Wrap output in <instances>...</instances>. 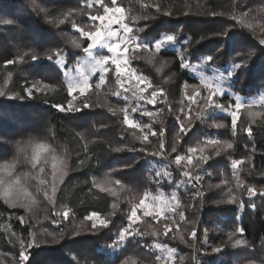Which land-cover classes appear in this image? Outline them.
Segmentation results:
<instances>
[{
    "label": "trees",
    "instance_id": "1",
    "mask_svg": "<svg viewBox=\"0 0 264 264\" xmlns=\"http://www.w3.org/2000/svg\"><path fill=\"white\" fill-rule=\"evenodd\" d=\"M153 1L160 3L162 8H172L177 14L164 16L157 13L153 6L154 3H150V0H127L126 4L130 9L128 12L135 11V16L140 17L133 27H146L145 32L137 33L136 29L134 32L139 40L144 38L145 42L153 40L157 34L156 38L161 37V33L175 35L177 44H180L181 54H178L175 48H166L157 53L150 63L147 57L150 52L155 51L154 42L149 45V51L143 49L130 52L134 59V68L140 78H144L141 79L142 89L146 95L151 98V93L155 89L162 93L157 97L164 98V102L157 104V108L154 109V112H158L152 120L141 117V123L149 125V128L142 129L143 132L137 131L136 136L132 134L133 131L128 129L122 119L112 115L108 106L89 108L87 112L76 113L61 112L52 107L53 104H61L66 109L68 108L66 101L72 99V96H68L64 73L85 54L83 49L77 52L69 45L71 34L81 35L72 27L73 22L78 29L84 28L86 31L84 26L95 25V21H92L89 15H80L77 12L83 10L85 13L99 16L102 6L94 4L91 8H87L89 0H35V3L44 9L42 12H37L33 8V0H0V25H5L6 30L13 28L6 32L16 37V40L10 43L5 35H0V85L4 86L5 81L8 80V72H11L15 93L25 95L24 89L31 87L33 81L21 74V62L5 64V61L13 58L18 60L24 49H27L30 54L34 52L39 57L37 61L30 59L37 80L56 87L55 91L47 89L43 92L34 91L31 98L22 99V104L10 105L12 107L6 111L1 110L0 116L4 118L10 115L17 121L21 119L22 122L19 121V123H23V119L27 122L28 114L44 120V126L52 131L53 138L64 146L71 158L68 175L56 193V205L66 210L70 209L71 216L78 222H89L85 220V217L93 212L97 213L98 218L110 221L107 228L97 225L98 230H90V235L76 237L69 243L61 245L58 250L56 248L54 252L56 251L60 257L58 256L57 259L55 256L51 264L55 259L58 264H63L59 258L64 257L68 252L77 251V248L79 252L75 253L78 255L83 253L87 260H84L86 264H91V262L92 264H120L121 259L128 256L136 259L137 264H140L141 260L143 264H158L156 259L158 251L139 247L137 241L149 245L155 242L175 248L179 257H185L184 264H195L193 256H196L200 264H247L253 252L257 261L264 258V199L258 195L251 198L257 205L253 213L249 207L250 198L245 189L238 188L236 183V175H239L246 183L258 186L264 184V177L258 174L264 171V125L260 124L259 118L253 124L247 108L237 111L238 120L235 130L232 128L230 117L221 111L215 115L209 110L210 116L204 121L197 120L195 119L198 110L197 102L185 101L182 98L186 90L185 84L196 85L203 92L199 78L192 75L189 69L182 67V64L187 63L190 68L204 64L202 66L205 75H210V77L215 75L226 80L227 69L234 60L237 62L248 60L249 64L247 68L240 69L227 84L231 92L250 101L264 96V82H262L264 76L252 74L253 69L264 63V45L259 43V37L264 36V33L257 28L256 35H254L251 30L230 19L227 10L231 0ZM237 2L239 12H245L252 7V5L242 4L240 0ZM186 3L190 5L192 12L217 11L226 12V14L224 16L180 15L179 12L184 10ZM69 10L73 12V16L63 24H59L61 14ZM143 15L150 16V18L145 20ZM9 20L12 21L10 27L3 22ZM50 20L54 22L49 23ZM233 25L236 26L232 27ZM225 29L229 31L225 37H221L220 34ZM155 30H158L156 34L153 32ZM202 37L205 38L201 39ZM196 41L200 42L196 43ZM89 43L91 41L85 39L83 48ZM58 51L63 53L62 57H59L61 63L65 62L63 67L57 63L56 52ZM237 52L239 55L236 54ZM49 55L53 56L52 60L47 58ZM208 55H214V61L206 62L204 57ZM165 60L170 62L165 64ZM158 69L163 74H160ZM113 76L114 73L111 77L108 76L109 83L103 89H99L100 92L97 88L95 89L94 85L87 93L91 95L88 102L103 105L107 100L109 105L120 109H123L122 106L129 105V111H131L130 105L137 104L136 99L132 100V104L124 105L119 103L115 96L110 97L109 89L116 90L113 84L117 77ZM146 84L151 86L146 88ZM108 85L109 89H107ZM95 95L99 96L98 101L94 98ZM181 100L185 105H191L192 111L189 115L192 117L190 121L192 130L187 136L181 133L183 139L177 142L175 138V130L178 129L176 115H182V118L187 120V117H183V114L179 112V109L183 107ZM139 102L141 107L145 106L144 101ZM220 103L229 106L233 102L230 95L224 94ZM27 105L31 112L24 110L23 107ZM251 111L264 112V103L253 105ZM84 120H88L90 124L86 128L93 131L91 128L93 126L98 128L99 132L101 131V136L96 137L92 144H88L76 129L75 124L84 122ZM215 123H222L224 127L216 128L213 126ZM249 125L253 129L251 137L244 131ZM185 127H188L187 123ZM161 128L164 129L163 137L159 135ZM152 132L156 135H152ZM110 133H113L112 138L107 136ZM142 135H147L148 139L143 140ZM24 136L29 137L30 135ZM215 136L221 143L208 146L204 150L203 155L210 156L208 162L202 164L200 168H194L199 155L194 159L193 165L187 166L193 170V175L201 176L200 182L193 181L196 184L195 188L188 183L180 185L181 181H187L189 178L184 177L181 171L186 164L181 161V165L177 166L174 163L176 155H187L190 147H198L201 144L210 145L206 140L213 139ZM161 140L164 143L163 149L159 147ZM224 141L232 143V148L224 147ZM173 143L176 144L177 153L171 152ZM116 146L123 148L119 152L113 151L112 149ZM129 148L135 150L129 151ZM217 151L220 152L219 156L215 155ZM151 152L162 154L154 156ZM248 156L252 157L251 164L246 159ZM233 159H240L244 162L234 169L231 165ZM81 161L85 162L82 164ZM250 169L252 170L251 175L249 174ZM165 171L171 173V179L163 175L156 176L157 172L163 174ZM103 175H106L110 181H121L122 191L120 185L114 183H110L107 187L117 192L120 190L118 196H112L109 191H102L95 186V180ZM229 187L233 189L231 194L228 193ZM145 191L150 192L152 197H159L161 193H164L174 210L166 211L165 218H161L154 211L145 215L146 210L138 208L137 219L132 223L131 228L139 229L140 232L148 233V235L141 237L137 234L134 238H127L122 248L116 251L109 249L112 252L111 256H114L112 258L97 252L91 255L92 250L107 248L118 238L120 231L128 227L133 206L139 204L141 199L147 200L143 195ZM174 192L176 200L172 199ZM197 192L202 195H196ZM230 195L238 197L236 203H227ZM240 200L244 201V208H240ZM113 203L118 205L116 209L112 208ZM176 203L180 204L179 208H175ZM180 211L184 213V221L179 220L177 213ZM0 213H3V216H0V227L7 222L11 229L23 238L30 234L31 227L24 226L16 219V216L24 214L23 211L8 207L0 199ZM109 213L114 214L109 215ZM169 217L177 223L173 224ZM165 224L170 228L167 235L164 234ZM240 227L244 228L243 236L237 231ZM193 229L196 231L195 239L190 238ZM153 231L157 233L156 236L151 235ZM233 232L235 235L232 240H229L228 234ZM205 234L207 244L203 242ZM180 236H184L188 243H182ZM237 239L247 240L252 248L234 245ZM193 244L195 248L190 246ZM68 246L71 249L67 248ZM216 246L222 248L220 253L212 252V248ZM32 252V260L29 264H43L39 257L40 250L34 249ZM173 260L175 261L173 264H180L179 258Z\"/></svg>",
    "mask_w": 264,
    "mask_h": 264
},
{
    "label": "snow or ice",
    "instance_id": "2",
    "mask_svg": "<svg viewBox=\"0 0 264 264\" xmlns=\"http://www.w3.org/2000/svg\"><path fill=\"white\" fill-rule=\"evenodd\" d=\"M93 3H97L100 4L103 8V14L97 16V15H92L91 13H85L83 10H78L77 14L80 15H84L87 14L89 15L90 19L92 21H96L97 19H99L101 22L107 20L108 23L107 24H102V27L105 29V31L102 33L101 31V26H88V30H84V28H77V25L73 22L72 27L74 29H76L77 31L80 32V34L84 37H86L89 41H91V43H89L88 45H91V47H89L87 45V47L83 48V51L85 53L88 54L89 57H92V59L94 60V64L90 65V71L92 73H95L97 71H99L101 73L100 77H99V83L95 84V88L99 89L100 86L102 84L105 83V73H107L109 71L108 68L105 67L106 64H108L109 59H111V63L114 64L115 67V72H116V77L117 83H120V77L122 74V68H121V61H127L129 59V57H125L123 55V53H121L120 56H116L115 54L118 52V50L121 49V45H124L123 48V52H128V44L130 41H135L136 40V36L135 35H128L129 33L133 32V28L129 27L127 24H123L121 23V28L123 29V35L120 36L119 40L116 43H103L101 44V40L104 39V36L106 35L107 37L110 38H116L118 33L116 31H114L110 25L113 22L116 23H120V21L122 20V16H117V14H120L123 12V9L121 7H113L116 5L117 0H111V5L105 3V0H93ZM153 6L156 9L157 13H160L164 16H174L177 13L172 9V8H162L160 3H154ZM92 4L89 3L87 5V8H91ZM238 7L239 4L237 2V0H231V4L229 5V8L227 10V14L229 16L230 19L234 20L237 22V24H239L242 27H246L249 30H251L253 32L254 35H256V29L259 28L261 33H264V27H260V25L258 23L255 22L254 18L252 16H248L246 15L244 12H239L238 11ZM33 8L34 10H36L37 12H42L44 11L43 8H41L39 5H37L35 3V0H33ZM180 15H210V16H224L226 14V12H217V11H211V12H206V13H201V12H192L191 11V7L190 5H188L187 3L184 5V10H180L179 12ZM73 16V12L71 10L67 11L66 13H62L60 19L58 20L59 24H63L66 20H68L70 17ZM150 17L148 16H144L143 19L147 20ZM152 19H154L155 17H151ZM133 20H138L140 19V17H136L133 16L132 17ZM54 21H49V23H52ZM5 24L11 25L12 21H5ZM236 25H233L232 27H235ZM229 31V29H225L223 33L220 34L221 37H225L227 35V32ZM136 32H145V27L140 26L136 28ZM205 37H202L201 39H204ZM177 37L175 35H171V34H165L162 37L156 38L154 37L153 40L149 41V42H145L144 38L140 39V43L136 45V48L138 49H144L145 51H149V45L152 44L154 42V52H150L149 56L147 57V59L149 60V62L151 63L153 59H155V56L157 53H159L163 47V45L166 42H174L176 41ZM200 41H196V43H199ZM71 43L74 45V47L76 48H80L81 44L76 40V39H72ZM259 43L261 45H264V36L259 37ZM97 45H99L100 47L103 48H107L109 52L113 53V56L111 58L107 57V56H101L99 58L97 57H93L92 56V52L91 49H93L94 47H96ZM237 55H239V52L236 53ZM63 53L62 51H58L56 52V56L58 57L57 59V63L60 64L61 67H63V64L61 63V60L59 59V57H62ZM225 55H228V53H225ZM25 57H29L32 61H37L39 59V57L33 52V53H28V52H24L23 54H21L18 58V60L16 58H13L12 60H7L5 61V64H17L19 62H23ZM49 60L53 59L52 55H49L47 57ZM215 57L214 55H208L204 57V60L206 62L209 61H214ZM250 59V58H249ZM170 61L165 60L164 63L167 64ZM249 64L248 60H241L239 62L237 61H232L231 62V69L230 71L227 72V78L231 80V78L242 68H247ZM182 67L187 68L188 65L187 64H182ZM77 73L80 77V81L76 82L75 78H72V80H70L67 84V93L68 96H72L74 91L79 92L80 96H83L85 93V90L88 89L90 87L89 85V77L87 75L84 74V71L82 68L78 67L77 68ZM252 74L253 75H260V76H264V63H261L260 65H258L255 69L252 70ZM65 76L68 75L67 72L64 73ZM11 79V72H8V80ZM140 79H144L143 77H141ZM224 78H217V82L213 83L211 80L209 79H205L202 78L200 83L201 85L206 89L207 91V95H201L199 89L197 88L196 85H189V84H185L184 87L185 88H191L192 89V94L189 97L190 100H192V102H197L195 100L196 97L199 98V101L197 102V108L198 110L196 111V116L195 119L197 120H201L204 121L208 116L211 115V112H209V110H211L212 112H215L216 110H219L221 112L227 113L231 116V120H232V128L235 130L237 127V123H236V111H239L241 108H247L248 111V115L249 117L252 119V123L255 124L257 122V118L260 119V124L264 125V112H253L251 111L253 104L249 103L247 105H245L242 102V97L240 95H235V102H234V108L236 111L232 110V106L229 105L228 107H225L223 104H221L217 99H214V97H219L221 95L224 94V88L221 86V83L223 82ZM264 82V81H262ZM7 85V80L5 81V84L3 87H0V97H4L7 99H26V98H31L35 92H43L45 89L49 90V91H55L56 87L49 84V83H44V82H37V83H33L31 85V87H26L24 89L25 91V95H20L19 93H15V94H10L8 92L5 91V87ZM150 84H146L145 87H150ZM109 91L112 93V95L114 96H120L121 93L118 91H114L112 89H109ZM127 91V90H126ZM158 94H162L159 92V90H153L151 93V98L148 97H144L143 95H137L135 92L133 93L134 96H136L137 101L143 99L145 100L147 103L149 104H154L155 101V97H157ZM76 99V97H72V99H69L66 101L68 108L66 109L65 107H63L61 104H53L52 107L56 108L58 111L61 112H72V113H76V112H82L85 109H89V108H97V107H107L108 102L107 100L104 101L103 105L97 103V104H90L87 100L81 101L80 104L78 106H74L73 102ZM125 100H128L129 97L124 96ZM180 103L183 105V107H181L179 109V112L183 114V117H187V120H185L184 118H182V115L177 114L176 115V121L178 122V129L175 130V138L176 141L179 142L180 140L183 139V137L181 136V133H184L185 136L188 135V133L192 130V125L190 123V121L192 120V117L189 115V113L192 111L191 109V105H185L184 101L181 100ZM141 108V105L139 103H137L134 107H131V112H136L138 109ZM185 109H187V111H185ZM108 110L112 113L113 116H115L117 114V112H123L124 113V117H123V123L128 124L132 127L135 128H149V125L147 124H138V123H134L130 118H129V114H128V110L127 109H119V108H113V107H109ZM143 115H148V116H153L155 115V113L153 112H149L147 110H144L142 112ZM186 123L188 124V127H185ZM216 128H222L224 127V124L222 123H215L213 125ZM244 131L249 135V137H251L253 135V129L252 126L249 125L247 126ZM7 132L6 127L3 126V122L0 121V139H3L5 134ZM152 135H156L155 132L151 133ZM235 135V132L233 133ZM159 135L161 137L164 136V129L161 128L159 131ZM148 136L144 135L143 136V140H147ZM208 144L210 145H218L221 142L219 140H215V139H209L207 141ZM31 147L32 152L34 154V156L36 158H39V156L42 154V152H46L48 150V146L46 143L43 142H38L36 140H29L27 143H23V144H18L17 147L18 149L23 152L25 151L26 148ZM226 148H232V143L229 142H225V144L223 145ZM160 149L164 148V143L163 140L160 141V145H159ZM113 151L119 152L122 149L120 147L114 148L112 149ZM129 151H134L135 149L129 148ZM141 151H143V149H141ZM188 155H180L177 154L175 159H174V163L177 166L181 165V161H186V165L182 168V175L186 178H189L187 181H181L180 185H183L184 183H188L191 184L193 188L196 187V184L193 183V181L196 182H200L201 180V176L199 174L197 175H193V170L189 169L187 166L189 165H193V157L195 156V154L199 151L201 153V156L197 159L196 164L194 165V168H200L202 164H205L208 162V160L210 159V156L207 155H203L204 149L200 148V147H190L188 148ZM253 151H255L253 149ZM171 152L172 153H177V147L176 144L173 143L171 146ZM161 152H152L151 155H161ZM215 155L219 156L220 152L217 151L215 153ZM247 161L249 164H251L252 162V157L248 156L246 157ZM85 161H81V163L83 164ZM244 161L240 160V159H233L231 161V165L232 167L235 169L237 168V166H239L240 164H242ZM63 166L64 169H67V162L57 158L54 161L53 164V184L51 186V193H49V191L47 192V202L51 205H53V207H55L56 204V193L59 190V184L63 182V178L64 176L67 175V171H63L59 174V177L57 178L56 172L58 169V166ZM8 166H3V168H7ZM249 174H252V170H249ZM259 176L264 177V171H260ZM163 175L164 177H168L169 179H171V173L168 171L163 172V174H161L160 172L156 173V176H161ZM110 183H114L116 185H120V190H123V185L121 184V181L116 180V181H110L108 179H105L103 181H101L97 186L101 187V190H107L109 191L110 195L112 196H118V192L108 188L105 189L103 187V185H108ZM236 183L238 188H243L245 189L248 197L250 198L249 200V207L251 208V210L253 211V213H255V210L257 208V205L255 203L254 200H252L251 198L256 197L257 195L264 199V184L262 185H256V184H249L246 183V181L244 179H241L239 177V175H236ZM178 185V187L180 186ZM216 187H220V185H216ZM233 192V189L231 187L228 188V193L231 194ZM2 194L5 197V204H7L10 208L16 209V208H23L25 209L26 212L30 211L32 209V207L34 206L33 203L29 202L26 203L24 202V199H22L19 196H9L8 192L6 190H4L2 192ZM145 198H148L151 196L150 192L145 191L143 193ZM163 194H161L162 197ZM196 195L201 196L202 193L197 192ZM161 197H153L154 200H158L161 201ZM172 199L176 200V193H172ZM238 200V197L236 195H230L229 199L227 200V203L232 204V203H236ZM239 206L240 208H244L245 207V203L243 200L239 201ZM118 207L117 204L113 203L112 208L116 209ZM140 207H144L146 209L145 211V215H149L150 212L147 210L148 206L145 205V200L141 199L139 201V204L134 205L130 216H129V224L128 227H124L119 235L118 238L111 244L108 245L107 248H99L97 249V251L101 254H105L107 256H111L112 252L109 251V249H111L112 251H116L120 248H122L124 246L123 242H126L128 237H135L137 234L141 237L148 235V233L145 232H140L139 229H132L131 225L133 222H135V220L137 219V209ZM180 204L176 203L175 204V208H179ZM173 206L171 204H168L167 201H161L160 206L156 207L154 209L156 215H161L163 212L166 211H172ZM70 212L71 210L68 209L66 211H62V212H53V216H60L62 217V219L67 220L70 218ZM114 213H109V215H113ZM177 215L179 216V220L180 221H184L185 217H184V213L183 211H180L177 213ZM0 216H3V213H0ZM47 219V217H45ZM155 218V217H154ZM16 219L19 220L21 223H25L26 222V217L23 216H16ZM97 213L93 212L90 215L85 217V220H89L92 221L90 228L93 231L98 230L97 227ZM169 219L172 221L173 224H176L177 221L172 219L171 217H169ZM52 223L54 224H59L60 220H53ZM110 223V221L104 220V219H99V225L107 228L108 224ZM194 223V222H193ZM164 228L166 229V231L164 232L165 235H167V232L170 230L169 225L165 224ZM179 229H177L178 231ZM237 231L241 234V236H243L244 233V228L240 227L237 229ZM50 235L53 236V240L56 243H59V240L56 238V235L54 233H49ZM61 235H63V230H61ZM75 235L79 236L80 232L76 231ZM151 235L156 236L157 233L155 231H153L151 233ZM233 235H235V233H229L228 234V239L232 240ZM182 243H188V241L185 239L184 236H180L179 237ZM190 238L195 239L196 238V231L195 229L192 230L191 234H190ZM35 240V237L33 236L31 240H21L19 235H16V242H18L20 244V249H19V253L18 255H11L9 256V254L7 252H0V261H2L4 258H8L11 261V264H29V262L32 260V253L31 251H29L30 249H32L33 247H35L36 249H44L46 247H42L41 246V242L36 241L35 244L33 243V241ZM205 244H207V237L205 234V239L203 241ZM9 243H13V246H15V243L12 240H9ZM137 244L139 245V247H143V248H147L149 250L151 249H161L163 251H166L168 254V259L171 260L174 256L177 255V250L175 248H171L168 247L167 245H162L160 243H153L151 245L147 244V243H140V241H137ZM234 245H244L246 248L251 249L252 245H249L247 240L245 239H237L236 241H234ZM192 247L195 248V245H190ZM222 251V248L220 246H216L212 248V252L213 253H220ZM157 260L160 259V257H156ZM192 259L195 261V264H200V261L196 258V256H193ZM76 258L73 257V261H75ZM180 260V264H184V260L185 257L180 256L179 257ZM73 261L72 264H73ZM257 260L255 259V255L254 252L252 254H250V257L247 260V264H256ZM53 264H58V262L53 261ZM76 264H78V261H76ZM120 264H137V260L133 259L132 256H128L125 259H121ZM140 264H143V261H140Z\"/></svg>",
    "mask_w": 264,
    "mask_h": 264
},
{
    "label": "rangeland",
    "instance_id": "3",
    "mask_svg": "<svg viewBox=\"0 0 264 264\" xmlns=\"http://www.w3.org/2000/svg\"><path fill=\"white\" fill-rule=\"evenodd\" d=\"M89 1H90V3L92 5L97 4V3H93V0H89ZM126 1L124 2L123 0H117L116 5L113 6V7L118 6V7H121L123 9L122 13L117 14V16H122V20L120 21V23L113 22L110 25V27L114 31H116L118 33L117 37L116 38H110V37H107L105 35L104 39L101 40V44H103L105 42H107V43H116L119 40L120 36L124 34L123 33V29L120 26L121 23L127 24L129 27L133 28V32L129 33L128 35H130V36L131 35H135L136 36V40L134 42L133 41L129 42V44H128V52H123L124 45L122 44L121 45V49L118 50V52L115 54L116 56H120L121 53H123V55L125 57H129V59L127 61H121L122 74H121V77H120V83L115 82L113 84L115 89H116L114 91H118V92L121 93L120 96H115L116 100L119 101V103H123L124 105L126 103L132 104V100L136 99V96L133 95L134 92L137 95H143V96L145 95L144 97H148L146 95V92L142 89V80L140 79V76L138 75L136 69L133 66L134 59H132V55L130 54L131 51H137V50L138 51L139 50L142 51L143 49L136 48V45L140 43V40L138 39L136 33L134 32V29H136V28L133 27L134 23L136 21V20L132 19V17L135 16V14H134L135 11H131V13L128 12V11H130V9H129V6L126 4ZM105 3L109 4L110 6H112L111 5V0L110 1H105ZM150 3H155V1L150 0ZM101 14H103V8L100 11V15ZM143 17H144V15H143ZM148 17H150V16H148ZM3 22H5V21H3ZM107 23H108L107 20L101 22L99 19H97L95 21V25L94 26H101V31L103 33L105 31V29L102 27V24H107ZM6 25L8 27H10V25H8V24H6ZM4 26L5 25H0V33H1L0 35H5L7 37V39H8V41L10 43H13V41L16 40V37L12 36L11 34H8L6 32V31H9L10 29H13V28H8L9 30H6V28ZM84 27L88 30V26H84ZM145 30H146V27H145ZM157 31L158 30L153 31L154 34H156ZM161 34H162V36L165 35L163 33H161ZM157 36H158V34L156 35V37ZM72 39H76L81 44V47L80 48L74 47V45L71 43ZM85 39H87V38L82 36V35H79V34L72 35L71 34V36H69V45H70V47H72V49H74V51L78 52V51L83 49V43H84ZM177 43L178 42H176V41H174V42H166L163 45L161 50L166 49V48H175L177 53L181 54L180 44H177ZM153 46H154V44H153ZM90 47H91V45H90ZM24 52H28L29 53V50L24 49L23 53ZM91 52H92V56L93 57H97V58H99L101 56H107V57L111 58L113 56V53L109 52L107 48L100 47L99 45H97L96 47L91 49ZM136 59H137V57H136ZM139 61H140V58H139ZM62 64H65V62H62ZM92 64H94V60L92 59V57H89L87 53H85L77 62H75V65L70 70L66 71L68 73V75L66 76L67 84H68V82L70 80H72V78H75L76 82L80 81V77H79V75L77 73V68L78 67L82 68L83 71H84V74L89 77V85H90V87L85 90V93H84L83 96L79 95L78 90L73 92L72 97L73 96L76 97V99L73 102L74 106H78L81 101H84V100L89 101V97L91 95L90 94L87 95V93L94 87L95 84L99 83V77H100L101 73L99 71H97L95 73H92L90 71V67H89ZM185 64H187V63H185ZM202 65H204V64L197 65V66H194L192 68L187 67L186 69H189V71L192 73V75H194L197 78H199L200 81H201L202 78H205V79L211 80L213 83H216L218 76L211 75V77H210V75L209 76L205 75L204 72H203V66ZM20 66H21V70H20L21 74H23V76L25 78L30 79L31 81H33V83H37V82H41L42 81V80H37V78L34 76V73H33L34 70L32 68L31 60H30L29 57H25L24 61L21 62ZM105 67L108 68L109 71L107 73H105V83L102 84L99 89H103L105 87V85H107V83H109L108 76L111 77L112 73H114V76L116 77V72H115V67L116 66L111 63V59H109V62H108V64L105 65ZM230 69H231V66L228 67L227 72L230 71ZM158 71H159L160 74H163L160 71V69H158ZM168 76H170V75H168ZM225 77H226V80L223 79V82L221 83V86L225 90L224 94H228V95L231 96V100H232L233 103L230 104V105L232 106V110L236 111L235 108H234L235 95L231 92V90L229 89V87L227 85L230 82V79L227 78V75ZM0 87H3V86L0 85ZM107 87H108L107 89L110 88L109 85ZM99 89H97V90H99ZM5 91L10 93V94H15L12 77H11L10 80H7V85L5 87ZM100 91L101 90H99L98 92H100ZM199 91H200L201 95H207V91H206V89L204 87H203V92H201V90H199ZM191 94H192V89L191 88H186V90L183 92V95H182L183 100H185V101L186 100H190L189 97L191 96ZM223 95H221L219 97H214V99H217L220 102V100H221ZM111 96H112V93H111L110 97ZM124 96L129 97V99L125 100ZM94 98L97 101L100 99L98 95H95ZM148 98H150V97H148ZM195 100L198 102L199 98L196 97ZM139 101H141V102L144 101V105L145 106L141 107L136 112L129 111V105H125V106H122V107H123V109H127L128 110L129 118L134 123H138V124L143 125L141 123L142 122V118L141 117H144L145 119L152 120V118L155 117L156 113L158 112V111L154 112V109L157 108V106L159 104L164 102V98L155 97V101L156 102L154 104H149L143 99H141ZM139 101H137V103L140 104ZM242 102L245 105H247L249 103H251L253 105H260V104L264 103V96H259L256 100L253 99L251 101L250 100H245V99L242 98ZM19 104H22V100L21 99H7V98H4V97H0V111L1 110L2 111H6V109H9L10 107H12L14 105L17 106ZM10 105H12V106H10ZM135 105L136 104L130 105V107H134ZM146 105H149V106L146 107ZM107 106L116 108V107L111 106L109 104ZM225 107H228V106H225ZM23 108H24V110H26L28 112H31V110L29 109L28 105L26 107H23ZM86 110L87 109H85L84 111L87 112ZM144 110H147L149 112H153V113H155V115H153V116L143 115L142 112ZM95 112H96V110H95ZM219 112H220L219 110H216L214 113L216 115V113H219ZM222 113H224V112H222ZM224 114L229 116L230 119H231V116L229 114H227V113H224ZM116 116H118V118L122 119V121H123L124 113L122 111L121 112H117ZM28 117L29 118H28L27 122H26V119H23L24 125H22L23 123H19V121L22 122L21 119H19V121H17L16 119L12 118V116H10V115H8V116H6L4 118L2 116H0V121L3 122V126L6 127V129H7V132H6L5 136H4V138L0 139V140L7 141V140L16 139L18 137H23L24 135H30L29 139L25 143H27L29 140H36L37 137H48V138H51L53 141H55L57 144L61 145L60 142H58L57 140H55L53 138L52 131L49 130V128L44 126V120H42V119L40 120L38 117H33L32 114H28ZM237 117H238V112L236 111V121L238 120ZM32 120H33V122H32ZM79 124H81V125H79ZM88 125H90L88 120H84V122H78L77 124H75L76 129L78 130V132L81 133V135L83 136L85 141L88 144H92L96 137L101 136L100 135L101 131L99 132L98 128L93 127V126L91 127V128H93V131H91L89 128H86V126H88ZM125 125L128 127L129 130H132L133 131L132 134H134L136 136H137V131L143 132L142 129H144V128H135V127H132V126H130L128 124H125ZM107 136H111L110 138H112L113 133H110ZM141 138H143V135H142ZM141 138H139V140H141ZM217 138L218 137L215 136V138H213V139L218 140ZM38 142H44V140L41 139ZM206 142H207V140H206ZM225 142L226 141H224L223 144H225ZM61 146H63V145H61ZM208 146H213V145L201 144L198 147L203 148L205 150ZM117 147H120L121 149L123 148L122 146H116L115 148H117ZM149 147H151V146H149ZM148 152H149V150H148ZM199 155L201 156V153L198 151L195 154V156L193 157V162H194V159L196 157H198ZM10 156H11L10 148L0 144V160L8 159ZM182 162H184L183 164H186V161H182ZM63 171H67V175H68V168L64 169L62 165L58 166V169H57V172H56L57 178L59 177V174L61 172H63ZM49 172H50V175L48 176L47 188H48L49 193H51V186L53 184V170L51 168H49ZM67 175L64 176L63 181L66 179ZM105 179H108L106 175L105 176L103 175V176H101V178L96 179L95 182H94L95 186L97 188L101 189V187H99L97 185L101 181H103ZM62 183L59 184V187L61 186ZM109 186H110L109 184L108 185H103L104 188H107ZM111 189H113V188H111ZM119 191L120 190H118V192ZM161 194H163L162 197H161ZM161 194L159 195V197H161V201H167L166 195L164 193H161ZM8 195L9 196H13V194L11 192H8ZM161 201L154 200L152 196L148 197L147 200L145 201V205L148 206L147 210L149 212L154 211V209L156 207L160 206ZM167 203L169 204L168 201H167ZM16 209L21 210V211L24 212L23 215H19V216L26 217V222L22 223V224L24 226L31 227V232H30V234L27 237L23 238L21 235L15 233L11 229V227L9 226V224L7 222L2 224V226L0 227V252H7L9 254V256L18 255V253H19L20 244L18 242H16V235H19L21 240H31L32 237L34 236L35 237V240L33 241L34 244H35L36 241H39V242H41V246L42 247H46L44 249H38L41 252V254L39 255L41 261L43 262V264H51V261L53 260V258L55 256H57V259H58V256L60 257V255L56 254V251L54 252V250L56 248H57L56 250H58L61 245L65 244V243H69V241L73 240L76 237H83V236L91 234L90 225H91L92 221H89V222H78L77 220H75L71 216V213L69 214L70 218L67 219V220L62 219V217H60V216H53V214H52L53 212H62V211H66V209L62 208V207H59L56 204H55V207H53V205L49 204L47 202V200H43L42 204L39 207L33 206L32 209L30 211H28V212H26L25 209H23V208H16ZM140 209H145V208L144 207H140ZM159 216L161 218H165V212H163ZM45 217H47V219ZM99 219H101V218L97 219V225H99ZM53 220H60V223L59 224H54V223H52ZM61 230H63V235H61ZM76 231L80 232L79 236L75 235ZM49 233H54L56 235V238L59 240V243H56L53 240V236L50 235ZM128 238H130V237H128ZM9 240H12L15 243V246H13V243H9ZM81 246L82 245H80V247ZM95 247L96 246L94 245L93 248L95 249ZM67 248L71 249L70 246H68ZM101 248H103V247H101ZM34 249H36V248L33 247L29 251L32 252V250H34ZM154 251L155 252L158 251V253H157L158 257H160V259L158 260V264H173V262H175L173 259L179 258L178 252H177V255L174 256L175 258L173 257L171 260H169L168 259V254H167L166 251H163L161 249H155V248H154ZM75 252H79V248H77V251H75ZM75 252H68L67 254L64 255V257L59 258V259H61L63 264H72L71 261H73V257H75L76 260L73 261V264H76V261H78V264H86L85 261H87V260H86V257L83 256V253H79V255H78ZM93 252L94 253H96V252L99 253L97 250L96 251L92 250L91 251V255H93ZM110 257L112 258L114 256H110ZM57 259H55L54 261H56ZM0 264H11V261L8 258H4L2 261H0ZM91 264H92V262H91Z\"/></svg>",
    "mask_w": 264,
    "mask_h": 264
},
{
    "label": "clouds",
    "instance_id": "4",
    "mask_svg": "<svg viewBox=\"0 0 264 264\" xmlns=\"http://www.w3.org/2000/svg\"><path fill=\"white\" fill-rule=\"evenodd\" d=\"M242 4L252 5L244 13L252 16L260 27H264V0H240ZM29 137H18L13 140H0V144L9 147L11 156L8 159L0 160V199L5 203V197L2 194L4 190L11 192L13 196H19L26 203H33L39 207L43 200L47 198V183L50 175L49 168L53 170L54 161L60 158L67 162V168L71 166V158L67 150L48 137H37L36 141L41 139L46 143L48 150L42 152L39 158H36L31 147L21 152L17 145L23 144ZM3 166H8L6 169ZM256 264H264V258H261Z\"/></svg>",
    "mask_w": 264,
    "mask_h": 264
}]
</instances>
